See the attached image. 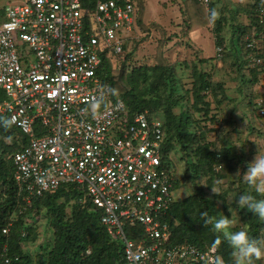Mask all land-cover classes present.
<instances>
[{
	"label": "built area",
	"instance_id": "built-area-1",
	"mask_svg": "<svg viewBox=\"0 0 264 264\" xmlns=\"http://www.w3.org/2000/svg\"><path fill=\"white\" fill-rule=\"evenodd\" d=\"M0 1L6 17L0 24V114L26 139L12 159L27 205L61 185L77 184L83 191L78 203L100 209L101 223L123 241L125 264H224L216 246L170 241L163 216L178 200L177 168L172 152L162 149L163 118L147 109L130 111L99 74L104 59L112 66L125 61L137 2ZM199 1L210 8L212 0ZM248 2L258 25L245 34V56L260 74L255 107L264 117V0ZM223 50L216 47L219 59ZM126 224L142 225L146 236L129 238ZM5 251L3 264L19 260Z\"/></svg>",
	"mask_w": 264,
	"mask_h": 264
},
{
	"label": "trees",
	"instance_id": "trees-1",
	"mask_svg": "<svg viewBox=\"0 0 264 264\" xmlns=\"http://www.w3.org/2000/svg\"><path fill=\"white\" fill-rule=\"evenodd\" d=\"M134 1L139 6L137 24L148 30V27L142 24L143 0ZM192 1L195 8L193 11L195 23L190 20L189 30L195 24L206 26L208 23V17L202 10L203 5L199 0ZM246 8L251 20L249 25H237L235 32L237 40L245 37V33L251 27L258 25L255 6L250 3ZM214 26L217 33L216 44L224 46L223 37L220 36L221 19H215ZM164 36L163 34L162 37ZM166 45L167 42L158 45L157 60L154 64L134 66L124 64L117 71L108 59H104L99 74L110 81L113 97H122L130 111L147 109L163 118L162 149L164 152L176 149L178 153H182L187 165L183 179L190 178L195 187L197 185L193 195L171 203L163 216L171 226L170 241L172 243L190 241L203 249L216 246L224 264H234L233 250L212 230L211 225H205V217L201 213L206 211L208 216L214 215L206 189L211 188L214 182L223 181L225 178L231 179V184L236 182L234 178L237 179L241 193L252 192L255 195L250 185L243 180V175H236L238 170L241 173L246 170L247 162H251L250 154L254 151L245 154L243 143L240 148L236 145L240 141L238 138L241 133L236 123L239 120L244 121L245 118L236 114V107L239 95L243 94L245 74H248L249 80L256 84L260 74L257 67L249 68L243 43L241 46L244 53L243 67L248 73L240 66V71L236 69L233 74L241 77V94L233 96V91L232 93L228 91L224 80H215L209 71L203 70L199 63L203 64L208 60L203 58L193 63L192 85L184 94L180 89L181 80L176 77V64L168 62L165 56ZM129 57L127 54L126 58ZM188 100L190 105L186 106L185 102ZM226 104L229 113L224 111L223 105ZM252 105L257 118L256 124L245 123V128L256 129L264 134V117L258 115L255 100ZM177 107L180 108L179 112H176ZM195 114H198V117H195ZM4 120H9L8 116L0 114V264L4 262L2 256L4 248L7 257H19L15 264H34L24 250L23 243L32 239L34 235L33 225L29 219L39 215L43 210L54 235L52 246L46 253V264H125L124 243L120 238L113 237L101 223V210L93 207L90 202L85 206L78 203L79 197L83 195L79 185L71 183L61 185L55 192H46L35 197L32 204L27 205L18 194L15 185L12 159V154L25 144L26 139L12 123L4 126L2 123ZM234 132L239 134L237 139L230 137ZM213 136L217 140L219 137L224 139L219 148L215 147L217 145L215 141L210 140ZM190 159L195 161L189 162ZM177 179L178 177L173 182L174 189H177L181 182ZM198 179H205L206 186L199 185ZM239 195L240 193L237 194V198ZM241 220L245 224L244 229L253 238L264 240V221L249 212L246 217H241ZM9 222H11L9 231L4 233L3 228ZM125 232L129 238L136 241L146 236L144 227L140 224H126Z\"/></svg>",
	"mask_w": 264,
	"mask_h": 264
},
{
	"label": "rangeland",
	"instance_id": "rangeland-1",
	"mask_svg": "<svg viewBox=\"0 0 264 264\" xmlns=\"http://www.w3.org/2000/svg\"><path fill=\"white\" fill-rule=\"evenodd\" d=\"M214 1V0H212ZM244 1V0H243ZM2 2H5V0H2ZM214 3H216L214 1ZM213 3V4H214ZM244 3H248L247 1ZM216 6V5H215ZM214 6V7H215ZM211 9V6L210 8ZM215 10L213 11V14L215 16L210 15L211 12H208V23L210 24V26L208 27L210 33L207 32V30H205L204 35H201V31L196 32L194 34V36L192 37V39L197 42V43H201L203 44V55L205 56H211V55H216V49L214 48V44L211 41V37L212 39H214L213 41H215L216 37V32L214 31L215 28V19L219 18L222 21V28L220 31V36L223 37L224 40V48H225V53L222 59H226L225 60V64L222 67H216L214 69H211V67L206 66L203 68L208 70L210 72H213L212 76L215 80L221 79L225 81V85L229 82L232 81V83H230L231 85H233L234 91H233V95H239L242 93V89H241V77L240 75L236 76L234 74V70L236 69H241L245 67H243L244 65V53H242L241 50V46L244 43V36L243 38L240 37L239 40H237V37L235 35L236 32V28L237 25H249L251 17H249V14L246 12L245 9L240 8V5H238L235 0H218V7L214 8ZM6 17L4 14L3 10H0V23L5 21ZM189 29V27H188ZM247 33V32H246ZM245 33V34H246ZM211 35V36H210ZM218 36V35H217ZM172 35L170 36H164L162 38H159V41L157 43H155V46L152 47V50L149 51V49L147 47H138V42H135L133 44V47H135V49L140 52L139 54L132 53V56H130L129 58H126L125 61H116L114 60L113 62V68H116V70L118 71V69H120L124 64L128 65V66H133V65H138V63H142V64H154L156 63L157 60V52L159 49V44H164L165 42H168L171 39ZM14 39L16 43H19L20 39L18 38L17 35H14ZM189 43V42H188ZM190 44V43H189ZM192 46L190 45V48L187 47L185 54H181L180 57H182L181 59L177 60V62H173L175 58L172 57L171 60L173 61H169L168 62H172L173 64H176V77L180 78L181 80V91L182 93L185 94L187 89L191 88V82L193 81V77H192V65L196 60H192L191 62L184 60V56L188 57L187 55L192 56V52L193 50L195 51V48H191ZM243 49V48H242ZM176 50V49H175ZM144 54V55H143ZM140 55V57H138ZM149 56V58L147 59V57ZM127 57V56H126ZM168 59V58H167ZM192 58H190L191 60ZM221 59V60H222ZM188 62V63H187ZM133 65H131V64ZM224 64V63H223ZM235 64V65H234ZM227 66V67H226ZM241 66V67H240ZM238 71V72H239ZM216 72V74H215ZM246 73L247 70H245ZM246 78L244 79V83L242 84L243 86V94L239 95L238 99H239V103L237 104L236 107V114H238L239 116H243L244 121L239 120L237 121L236 124L239 125V130L241 131L240 133V137L238 138L240 141H238L236 143V145L238 146V148L241 147V144L243 143L245 149V154L249 153L250 151H252L254 149L258 150V139H262V137L264 136V134L259 133L256 129H251L248 130L245 128V123H252L253 125L256 124V115H255V111L253 109V102L257 97V94L259 93V88L257 86L256 83H253L249 80L248 74H245ZM233 78V79H232ZM228 89V88H227ZM231 91L232 93V88L228 89ZM190 101L188 100L187 102H185V105H190L189 104ZM231 104H229L230 106ZM225 106V113L228 111L229 113V107L228 105H223ZM232 106V105H231ZM230 106V107H231ZM179 107L176 108V112H179ZM215 110V109H214ZM194 113V111H193ZM224 113V114H225ZM161 115H163V113L161 112ZM198 114H195V117ZM222 115V114H221ZM194 117V118H195ZM227 117V116H225ZM198 119V118H195ZM233 124V123H232ZM234 124V125H236ZM232 126V125H231ZM224 130L226 129V127L223 128ZM225 133V132H224ZM223 133V134H224ZM224 136V135H223ZM213 137H210V140L215 141L217 143H215V147L219 148L222 144L224 139H222L221 137L215 139ZM235 137V136H234ZM221 144V145H220ZM258 148V149H257ZM261 148H263V146H261ZM258 152V151H257ZM261 153L264 154V150H261ZM172 157L175 160V164H176V168H177V180H181L179 187L175 190V194L177 196V198L179 200L184 199L190 195H193L195 193V189L197 187H195V183L193 182V180H191L190 178L188 179H183L185 176V170L187 168L186 165V161L183 159L182 153H178L176 151V149L172 150ZM194 160H189V162H194ZM170 166H173L172 163H170ZM237 176L239 174H236ZM242 176V175H241ZM243 180L244 177L242 176ZM234 180L236 181L234 184L230 183L231 179H223V181H219V182H214V184L212 185V187H208L207 190V196H209L210 200H211V209H213L214 211V215H219V214H225V215H230V212L228 211V208L232 209V213L234 214V218H235V224L232 228V231H239L241 228L244 229L245 224H243L241 217H246L247 216V211L246 210H240L236 204V200L237 198V194H241V190L238 188V180L234 178ZM200 184L199 185H204L206 186V180L205 179H198L197 180ZM212 188H214L216 190L217 193H215ZM225 194V195H224ZM45 210L42 211V213H40L39 215H35L32 218L29 219V222H32L33 225V233L34 235L32 236V239H29L28 241L24 242V250L30 255L31 257V261L34 264H46V253L49 250V248L52 246L53 243V231H52V227L50 226L49 222H48V218L46 217ZM255 264H264V258L258 259L255 261Z\"/></svg>",
	"mask_w": 264,
	"mask_h": 264
},
{
	"label": "crops",
	"instance_id": "crops-1",
	"mask_svg": "<svg viewBox=\"0 0 264 264\" xmlns=\"http://www.w3.org/2000/svg\"><path fill=\"white\" fill-rule=\"evenodd\" d=\"M214 1L216 3H214ZM214 1H212L211 9H206L204 6H202L203 7L202 10L204 11V14H206V17H208V12L209 13L211 12L210 15L214 16L213 11L215 10L214 8L218 7V0H214ZM244 1L248 2V0H244ZM244 1L235 0V2L238 5H240V8L242 9H245L246 6L250 4L249 2L244 3ZM192 2H193L192 0H143L144 11L142 14V24L145 27H148V30L141 28V26L137 24L134 30L128 33L129 37L127 38L126 43H125L126 54H129L130 56H132V53L133 54L140 53L135 49V47H133V44L135 42H138V47L139 46L147 47L149 51L152 50V47L155 46V43H157L159 41V38H162L164 34L165 36L172 35L171 39L167 42V45L165 47V56L168 58L169 61L173 57L175 59L174 61L173 60L171 61L177 62V60L182 58L180 57L181 54L182 55L185 54L186 52L185 48L187 47L190 48V45H191L196 50L195 51L193 50L191 54L192 56L187 55L189 56V59L188 57L184 56L185 58L184 60H187L188 62L189 61L191 62L192 60H196L198 62L199 59L201 58L208 59L203 64L199 63V66H201L202 68L209 66L211 67V69H214L216 67H222L223 65H226L225 64L226 59H222V60L218 59L216 58V55H211V56L203 55L202 54L203 44L197 43L195 42L196 40L194 41L192 39L194 34L198 31L199 32L201 31V35H204L205 30H207V32L210 33L208 29L210 24H207L206 26H201V25L198 26V24H195L191 30L188 29V23H190V20L194 22L193 18H195V15L193 12L195 8ZM0 4H1V1H0ZM0 10H3V9L0 7ZM245 10H248V8H246ZM154 24L156 25L154 26ZM214 38H215V41H213L214 39H212V37H211V41L214 44V48L216 49V46H217L216 37ZM138 57H140V55ZM148 58L149 56L147 57V59ZM190 58L192 59L190 60ZM138 64H142V63H138ZM210 74L214 76L211 70H210ZM218 80H222V78ZM230 83H232V81L226 84V88L228 89L232 88V91H234L233 85H231ZM238 135L239 134L234 132L233 134H231L230 137L232 139H237L236 137ZM263 140L264 139L260 140L261 142H259V139H258L259 149L257 148L258 150L255 149V151L251 152L250 154L251 161L254 159L255 155L257 154V151L261 152V150L263 149V148H260L263 144Z\"/></svg>",
	"mask_w": 264,
	"mask_h": 264
},
{
	"label": "clouds",
	"instance_id": "clouds-1",
	"mask_svg": "<svg viewBox=\"0 0 264 264\" xmlns=\"http://www.w3.org/2000/svg\"><path fill=\"white\" fill-rule=\"evenodd\" d=\"M217 46H221L225 50L224 46ZM216 58H218L217 54ZM2 123L4 126H8L11 121L4 120ZM236 174H242L245 181L255 193V195L252 192L241 193L236 200L238 208L240 210H246L264 221V154L258 151L254 159L251 162H247L246 170L242 173L238 170ZM212 190L217 193L214 188ZM228 211L230 215L219 214L208 216V212L206 211H203L201 215L205 217V225H211L212 230L219 234L231 247L233 250L234 264H255L256 260L264 258V240L253 238L243 228L239 231H232L236 221L232 209L228 208Z\"/></svg>",
	"mask_w": 264,
	"mask_h": 264
}]
</instances>
